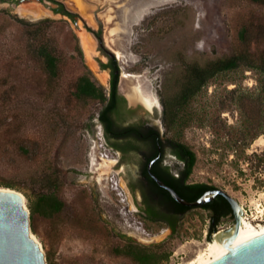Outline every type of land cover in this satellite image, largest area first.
Returning <instances> with one entry per match:
<instances>
[{
	"label": "rangeland",
	"instance_id": "1",
	"mask_svg": "<svg viewBox=\"0 0 264 264\" xmlns=\"http://www.w3.org/2000/svg\"><path fill=\"white\" fill-rule=\"evenodd\" d=\"M56 1L77 15L74 22L54 13L56 5L47 1L0 2V188L19 192L27 207L48 185L61 203L50 216L35 215L30 227L46 264L48 259L51 264H139L124 253L135 245L166 255L156 264H186L216 233L233 225L231 216L223 217L208 235L210 215L195 208L170 231L135 213L126 194L117 195L113 186L119 176L99 157H115L98 145L103 104L73 94L83 74L108 90V72L100 67L107 59L94 36L100 27L105 47L121 56L118 93L126 103L120 121L152 118L164 139L183 143L195 154L188 183L226 192L248 219L259 217L263 223L264 106L255 99L259 74L241 67L216 75L170 128L163 111L179 93L185 65L204 66L241 50L238 31L264 29V6L250 0ZM33 9L40 13L26 15ZM42 42L59 60L53 79L35 55ZM250 52L264 56L262 35ZM136 89L155 99L152 114L128 100ZM137 160L126 155L123 171L134 173ZM165 161L172 171L180 167L168 151Z\"/></svg>",
	"mask_w": 264,
	"mask_h": 264
},
{
	"label": "trees",
	"instance_id": "2",
	"mask_svg": "<svg viewBox=\"0 0 264 264\" xmlns=\"http://www.w3.org/2000/svg\"><path fill=\"white\" fill-rule=\"evenodd\" d=\"M47 1L56 5V8L53 9L54 13H61L74 22V18L77 16L75 13L66 10L63 4L56 0ZM250 1L264 6V0ZM259 35L264 37V29L254 32L247 26L242 27L237 33L238 41L242 46L241 50L232 55L208 61L204 66H199L198 64L185 65L184 77L179 93L170 101L164 103L163 122L165 126L170 128L174 123H176V121L181 120V117L179 116L180 110L187 106L190 99L194 97L216 75L224 72L235 71L241 67L255 70L259 74L260 79L258 82L260 84V91L255 99L264 106V56L261 55L258 58H255L254 54L250 52L251 44L253 42L255 43V40ZM35 55L40 60L43 71L47 77L49 76L50 79H53L58 76L59 60L52 47H50L47 43L42 42L35 47ZM110 66L112 68V72L108 94L105 92V89L96 84L88 76V74L80 75L76 79L73 93L76 99H90L103 104L102 108L98 112V118L99 121L104 124L107 121L111 122L109 118L111 113L115 112L119 107L120 101H123L117 93L118 75L115 73L117 64L112 61ZM161 146L169 148L168 151L177 159V162H179L180 167L177 171L180 173V180H186L195 164V154L183 143L172 139H166L165 143L161 144ZM165 169L168 168L166 167ZM169 181V185L176 191L189 193L186 198L187 201H194L201 196L204 191L215 189L213 186L203 183H194L182 186V184H179L172 178ZM46 182L49 183L51 181L46 179ZM6 187L9 186L6 185ZM48 187L50 186L47 185L45 187V191L36 194L28 203L27 207L29 211L30 227L32 226L35 215L40 214L50 216L54 212L59 211L61 208V203L53 196V194L48 192ZM202 208L210 209L211 211L210 217L212 222L208 235L214 233L215 226L222 216L230 214V207L227 201L220 195H217L215 199L202 205ZM154 217L157 216L154 214ZM124 253L139 264H156V262L166 257V255H157L152 252L148 253L147 249L136 245L126 247ZM47 264H51L49 259Z\"/></svg>",
	"mask_w": 264,
	"mask_h": 264
},
{
	"label": "flooded vegetation",
	"instance_id": "3",
	"mask_svg": "<svg viewBox=\"0 0 264 264\" xmlns=\"http://www.w3.org/2000/svg\"><path fill=\"white\" fill-rule=\"evenodd\" d=\"M21 1L22 0H0L1 3H9L11 5H15L16 3H20ZM35 1H37L38 3H43L47 0ZM94 36L100 51L103 53V55H105L107 59L106 63L100 64V67L101 70L107 71L109 75L108 90L106 92L108 94L109 82L112 72L110 64L112 63V61L117 64L115 73L118 75V80L119 76L121 75L119 65L117 63L118 59L117 57H115L113 52L105 47L101 37V27L96 33H94ZM118 95L123 99V101H120L117 110L111 113L109 117L111 122L107 121L104 124L99 121L97 115V121L101 126V129L98 133L99 137L97 138L101 140L102 144L115 155V157L110 156V158L108 155L107 160L113 163L110 166V169L118 174L124 192L126 196L129 197L128 199H130L135 213H137L144 219L153 222L158 220L163 223L170 231H172L176 228L178 222L183 217H185L189 211L195 208L185 207L177 203L166 189L160 187L156 183L154 177L171 189H173L169 185V180H171V178L173 180H176L179 184H182V186L194 183H188L187 179L181 181L180 173L177 170L172 171L169 165H167L165 156L169 148H164V146H161V144L165 143L166 139L163 138L162 133L160 132L159 128L152 118H148L147 120L140 119L139 121L132 122L120 121L123 120L121 119L120 115L122 110L121 105L126 103V99L119 93ZM134 101L138 102L141 108H144L146 111L151 113V110L147 108L144 103L140 102L139 100ZM155 106L153 105L150 108L153 109L155 108ZM128 154L133 155L138 159L134 166V173L131 172V170L126 172L123 171L122 159ZM169 154L172 155L170 152ZM166 167L168 169H165ZM173 190L180 198L187 201L186 198L187 195H189L188 192L183 193L181 191L178 192L175 189ZM210 190H206L204 191V193ZM215 197L213 199H215ZM198 208L206 211L211 216L210 209L202 208V206ZM154 214L157 217H154ZM227 216H231L233 219L231 209L230 214L222 216L221 218Z\"/></svg>",
	"mask_w": 264,
	"mask_h": 264
},
{
	"label": "water",
	"instance_id": "4",
	"mask_svg": "<svg viewBox=\"0 0 264 264\" xmlns=\"http://www.w3.org/2000/svg\"><path fill=\"white\" fill-rule=\"evenodd\" d=\"M154 180L177 203L189 208H198L216 195L222 196L231 209L233 225L220 233L228 235L224 240L226 246L236 238L241 225L242 208L226 192L220 189L210 190L188 202L157 178L154 177ZM0 264H46L44 253L30 232L29 211L24 197L9 188H0ZM209 264H264V233L231 246Z\"/></svg>",
	"mask_w": 264,
	"mask_h": 264
},
{
	"label": "bare ground",
	"instance_id": "5",
	"mask_svg": "<svg viewBox=\"0 0 264 264\" xmlns=\"http://www.w3.org/2000/svg\"><path fill=\"white\" fill-rule=\"evenodd\" d=\"M32 11H34L35 14H32ZM39 13L40 11L38 9H33L31 11L26 12V15H31V14L38 15ZM117 57L119 58L121 57L118 52H117ZM132 76H134L135 78H138L137 75H132ZM127 98L129 101L139 100L140 102L144 103L147 108H150L151 106L156 105L155 99H152V98H149L143 95L137 89L134 91L132 95L127 96ZM103 163L107 165L113 164L111 161H105V162L103 161ZM243 210L244 209L242 208V212ZM260 222L261 220L259 219V217L248 219L245 216V214H243L241 217V225L238 230V234L234 240L229 242L228 244L229 246H226L224 244V240L228 235H223L222 232L220 233L219 231L218 233L214 235L213 240L207 242L203 246L202 249H200L199 251L195 253L193 258H191L188 262H186V264H209L213 260L217 259L220 255H222L231 246L245 242L257 235L263 234L264 233V222L263 223H260Z\"/></svg>",
	"mask_w": 264,
	"mask_h": 264
},
{
	"label": "built area",
	"instance_id": "6",
	"mask_svg": "<svg viewBox=\"0 0 264 264\" xmlns=\"http://www.w3.org/2000/svg\"><path fill=\"white\" fill-rule=\"evenodd\" d=\"M99 148L101 147V148H103V149H105V147H104V145L102 144V142H100L99 144ZM99 157L100 158H105L106 160L108 159V155L106 154V153H100L99 154ZM120 181H115L114 180V186H113V189L115 190V191H117V195L118 196H122V195H125V192H124V189H123V187H122V185H121V182L119 183ZM125 200V199H124ZM243 214H245V211L243 210V212H242V215Z\"/></svg>",
	"mask_w": 264,
	"mask_h": 264
}]
</instances>
